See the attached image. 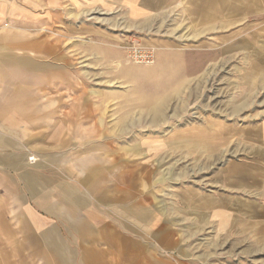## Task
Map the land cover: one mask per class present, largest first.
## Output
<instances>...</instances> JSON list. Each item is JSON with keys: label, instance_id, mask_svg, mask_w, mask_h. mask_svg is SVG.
<instances>
[{"label": "rangeland", "instance_id": "1", "mask_svg": "<svg viewBox=\"0 0 264 264\" xmlns=\"http://www.w3.org/2000/svg\"><path fill=\"white\" fill-rule=\"evenodd\" d=\"M181 3L149 25L130 24L119 8H92L71 20L64 14L58 32H44L59 46L44 53V131L66 139L54 147L67 152L71 172L103 165L107 184L117 168L138 173L139 191H154V203L170 209L184 238L180 250L171 247L173 262L264 264L263 240L251 232L228 237L210 209L197 208L199 193L208 203L218 200L224 188L214 173L239 157L234 141L210 145V124L264 114V5L201 32V19L194 25ZM51 59L58 65L47 64ZM146 172H154L149 186Z\"/></svg>", "mask_w": 264, "mask_h": 264}, {"label": "crops", "instance_id": "2", "mask_svg": "<svg viewBox=\"0 0 264 264\" xmlns=\"http://www.w3.org/2000/svg\"><path fill=\"white\" fill-rule=\"evenodd\" d=\"M182 1L0 0V264H181L172 261L171 247L180 250L184 238L172 225L170 209L154 203V191H139L137 172L117 168L107 184L103 165L68 169L67 152L54 147L66 139L44 131L42 89L44 53L59 48L44 32H58L64 14L71 20L92 8H119L130 24L149 25L152 16ZM186 1L191 22L201 19V32L264 5V0ZM254 118L210 124V145L234 141L239 157L231 156L214 173L224 188L218 200L208 203L199 193L197 208L210 209L228 237L248 239L251 232L264 241V114ZM153 173L146 172L148 186Z\"/></svg>", "mask_w": 264, "mask_h": 264}, {"label": "built area", "instance_id": "3", "mask_svg": "<svg viewBox=\"0 0 264 264\" xmlns=\"http://www.w3.org/2000/svg\"><path fill=\"white\" fill-rule=\"evenodd\" d=\"M138 56H140V57L143 56L144 58H146V57H148L149 55H148V54H143V53L139 52Z\"/></svg>", "mask_w": 264, "mask_h": 264}, {"label": "bare ground", "instance_id": "4", "mask_svg": "<svg viewBox=\"0 0 264 264\" xmlns=\"http://www.w3.org/2000/svg\"><path fill=\"white\" fill-rule=\"evenodd\" d=\"M166 102H167V100H166ZM164 106V105H163ZM157 111H160V109H163V107H157V108H155ZM156 116H158V115H156Z\"/></svg>", "mask_w": 264, "mask_h": 264}]
</instances>
